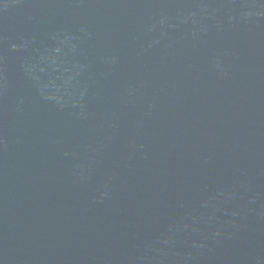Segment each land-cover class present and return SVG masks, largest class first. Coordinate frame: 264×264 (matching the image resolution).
Returning <instances> with one entry per match:
<instances>
[{"label": "water", "instance_id": "1", "mask_svg": "<svg viewBox=\"0 0 264 264\" xmlns=\"http://www.w3.org/2000/svg\"><path fill=\"white\" fill-rule=\"evenodd\" d=\"M0 264H264V0H0Z\"/></svg>", "mask_w": 264, "mask_h": 264}]
</instances>
